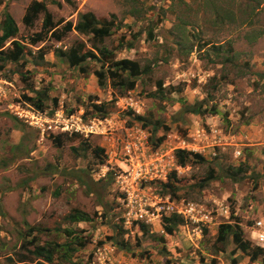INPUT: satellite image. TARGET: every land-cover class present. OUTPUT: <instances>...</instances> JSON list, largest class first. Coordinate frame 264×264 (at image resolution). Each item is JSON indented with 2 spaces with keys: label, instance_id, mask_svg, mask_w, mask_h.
I'll use <instances>...</instances> for the list:
<instances>
[{
  "label": "rangeland",
  "instance_id": "1",
  "mask_svg": "<svg viewBox=\"0 0 264 264\" xmlns=\"http://www.w3.org/2000/svg\"><path fill=\"white\" fill-rule=\"evenodd\" d=\"M34 1H43L56 22L65 21L61 29L68 21L76 24L79 13L116 16L118 25L107 46L124 42L117 58L137 60L151 67V73L124 96L101 89L93 73L97 63L82 74L55 56L56 50L67 51L87 38L71 32L56 41L52 31L43 32V15L34 27L24 25ZM259 1L138 0L134 5L130 0H0V22L5 12L11 13L20 29L16 40L32 52L28 63L6 64L0 72V264H16L25 254V241L29 249L36 240L65 242L61 230L67 227L91 242L75 255L82 264H263L252 262L233 244L222 251L217 243L223 224H239L245 239L258 247L254 225L264 217V2L258 7ZM134 8L139 20L130 14ZM181 32L191 54L177 45ZM40 33L44 40L32 45ZM131 41L133 49L127 48ZM213 45L232 46L236 58L216 56L209 51ZM43 89L59 100L58 107L48 101L40 112L26 101ZM209 94L207 105L216 108L214 115L178 114L180 98L192 104ZM95 97L98 104L117 99L105 119L92 108ZM135 115L147 118V127ZM57 137L62 148L54 145ZM135 139L147 146L148 155H169L167 181L144 184L152 200L169 198L180 209L196 208L194 220L182 217L185 224L173 235L166 233L164 219L174 214H163L152 224L124 219L116 176L127 169L122 151ZM95 147L104 149L101 157L94 154ZM181 148L200 154L205 162L180 166L170 156ZM213 172L214 179L208 180ZM174 173L177 189L167 195L162 185ZM109 174L112 178L105 179ZM75 209L94 221L69 224L65 217ZM142 225L148 233L141 231ZM112 237L130 248L116 247Z\"/></svg>",
  "mask_w": 264,
  "mask_h": 264
},
{
  "label": "trees",
  "instance_id": "2",
  "mask_svg": "<svg viewBox=\"0 0 264 264\" xmlns=\"http://www.w3.org/2000/svg\"><path fill=\"white\" fill-rule=\"evenodd\" d=\"M70 1V0H67ZM132 4L138 5V0H130ZM264 1H259V6ZM57 5H60L59 2H53ZM136 5V6H137ZM135 6V8H136ZM130 11V14L135 20H139L140 12L135 9ZM40 15L44 16L43 20V32L52 31V36L56 41H61L63 38L71 33L76 32L80 36L87 38V41L81 40L76 41L73 46H71L67 51L56 50L55 56L58 59L64 60L66 64L73 69H78L82 74L89 73V64L97 63L99 65L98 69L94 70V75L98 79V84L101 89L112 88L114 92H117L119 96H124V94L133 91L136 89L138 81L144 75L150 74L152 69L149 66H144L141 62L133 59H118L117 51L125 47L124 42H120V45L116 48H109L106 41L113 35L114 29L117 27V18L112 16L111 19L107 18H98L93 12H84L78 14V19L76 24L68 21L65 23L63 28H59L65 21L56 22L52 13L48 10L46 4L43 1H34L27 9L26 14L23 18L24 25L26 27L32 28L35 25V22L38 20ZM20 32L18 24L9 12H5L4 19L0 22V62L3 63L0 65V72H3L6 64H19L22 61L28 63L27 57L32 55L31 50H28V46L25 45L17 39V36ZM184 32V31H182ZM181 39L177 41V45L185 50L188 54L193 52L192 48H189L186 39L182 36ZM149 37L153 36V32L149 29ZM261 35V34H260ZM136 38V36H135ZM44 40L43 33L37 34L35 38L32 39V45L39 43ZM89 43V46L87 44ZM10 43L9 47H6ZM209 44H206L208 46ZM127 48L133 49L134 42H128ZM209 51H213L216 56H227L229 61H232L236 58V52L232 46H211ZM208 51V53H209ZM45 53L40 51V58L44 60ZM35 66H40L37 63ZM158 90H161L163 84L159 82L157 84ZM173 92L181 94L184 90L177 89ZM164 91V90H163ZM171 91V93H172ZM35 97H26V101L30 105L40 112H44L46 109L45 103L52 101L53 105L58 107L59 100L51 98L48 90L36 91ZM160 93V92H159ZM157 94H153V97H156ZM166 96H163L165 99ZM117 99H113L111 102H98V98L95 97L91 99L92 108L96 114L101 118L105 119L108 115L111 114L109 106L111 103L115 104ZM210 100V94L206 99L196 100L194 103H189L184 98H180L179 102L182 105L181 110L178 112L180 116L186 114L196 115V116H207L214 115L216 113V108L213 106L212 109H209L207 102ZM96 101V102H94ZM132 115V113H129ZM17 123L20 122L16 118ZM135 119L143 122L144 127L148 125V119L135 115ZM159 123H156L153 126V130L156 133L159 129ZM24 130V127L21 128ZM25 138L22 139V142ZM21 144L20 146H22ZM54 145L57 148H62L64 143L60 137L54 139ZM19 145L15 149H20ZM73 151L78 152L77 148H73ZM94 154L97 157H101V154L104 153V149L101 147L94 148ZM176 158L178 164L182 167H186L190 162L204 163L205 159L196 153L188 152L186 150H178L176 153ZM103 161V160H102ZM104 163V162H101ZM240 170V169H239ZM235 177V175H233ZM112 174H109L105 179H111ZM172 179H176V173L172 174L171 178L166 184H163V191L165 194H169L168 190H176V186L172 182ZM214 179V172L208 178V180ZM106 217V216H105ZM66 221L69 224L77 223H91L94 221V218L87 212L75 209L71 211L66 217ZM185 221L181 216L172 215L164 219V229L167 234L173 235L177 228L180 225H184ZM60 230H56L59 232ZM141 231L146 234L148 233V227L146 225L141 226ZM62 235L65 237V242H45L40 244L39 241H34L29 249L26 247V241L23 245V250L25 254L19 256V260L16 264H82L81 262H75V255L83 250L91 242L87 237L81 236V232L76 231L70 227H67L61 230ZM60 233V232H59ZM164 238H161L160 241H163ZM111 240L116 247L122 250H128L130 244L123 240L118 239L117 237H112ZM217 243L223 246V250L227 246L233 244L236 249L241 251L246 256L250 257L252 262L262 261L264 264V248L254 247L250 240L245 239L244 230L239 224H223L218 232ZM1 257V249H0Z\"/></svg>",
  "mask_w": 264,
  "mask_h": 264
},
{
  "label": "built area",
  "instance_id": "3",
  "mask_svg": "<svg viewBox=\"0 0 264 264\" xmlns=\"http://www.w3.org/2000/svg\"><path fill=\"white\" fill-rule=\"evenodd\" d=\"M89 133H93V130H90ZM146 149L147 146L142 143V140L135 139L128 142L122 151L127 169H122L116 177L123 194L122 202L125 208L123 214L126 222L152 224L155 219L162 217L163 214H174L194 220L196 208L192 204L185 209H180L169 198L152 200L149 195L151 189L145 188L144 184L167 181V165L169 163L165 157H169V155H166L164 151H156L148 155ZM179 150L186 149L181 148ZM170 157L174 160L176 156L171 155ZM210 221L212 218L207 222ZM253 234L257 245L264 248V217L256 220Z\"/></svg>",
  "mask_w": 264,
  "mask_h": 264
}]
</instances>
